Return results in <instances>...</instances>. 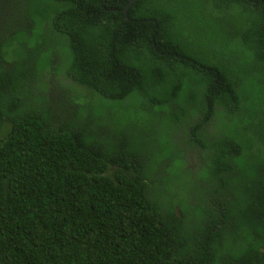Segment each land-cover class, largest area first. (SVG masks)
<instances>
[{"label":"trees","instance_id":"trees-1","mask_svg":"<svg viewBox=\"0 0 264 264\" xmlns=\"http://www.w3.org/2000/svg\"><path fill=\"white\" fill-rule=\"evenodd\" d=\"M2 1L0 264H264V0Z\"/></svg>","mask_w":264,"mask_h":264},{"label":"rangeland","instance_id":"rangeland-1","mask_svg":"<svg viewBox=\"0 0 264 264\" xmlns=\"http://www.w3.org/2000/svg\"><path fill=\"white\" fill-rule=\"evenodd\" d=\"M2 6H3V1L0 0V7H2ZM16 13H18V10L16 8H14L12 6L8 8L6 24H13V23L16 22V20H18ZM17 54H18V50L17 49H12V50L9 49L8 52H7V57L12 59V58H15L17 56ZM61 54L63 56H65V58L67 59L66 52H62ZM58 60H59V57L56 54L53 55L52 64H54V65H56L58 67L59 66ZM54 74H56V75H54ZM48 75H49V77L57 78V80H59V81H62L64 79V77H65L63 72H56L55 70H52L51 72H49ZM43 77L44 76H42V78ZM42 78H41L40 82L37 80V82L34 83V84L40 86L41 83H42L41 82ZM64 81H65L66 84H69V82L66 81L65 79H64ZM79 89H81V88H79ZM75 92L78 93V91H75ZM83 93L84 94H89L90 93V89H87V90L85 89ZM79 95H81V94H79ZM186 157H188V166H186V167L191 168V171H193V174H192L193 178L190 181L191 184H190V186L188 187L187 190H189V188H192L193 186H196V187L200 188L199 183H200V185L209 186V181L205 178L203 172H202V174H199L200 160H197L198 157H199V151L197 150V148L194 147V146L190 147ZM191 171H190V173H191ZM179 189H180V186L173 185L172 188L168 189V194L170 193V197L171 198L178 199L179 198V194H178L179 193ZM181 195H182V193H181ZM202 195H204V194H202ZM185 197L186 196L181 197V199H184Z\"/></svg>","mask_w":264,"mask_h":264},{"label":"water","instance_id":"water-1","mask_svg":"<svg viewBox=\"0 0 264 264\" xmlns=\"http://www.w3.org/2000/svg\"><path fill=\"white\" fill-rule=\"evenodd\" d=\"M133 0H130L124 7V11H125V15L126 17L128 18V14H127V10H128V6L130 5V3L132 2ZM129 19V18H128Z\"/></svg>","mask_w":264,"mask_h":264},{"label":"flooded vegetation","instance_id":"flooded-vegetation-1","mask_svg":"<svg viewBox=\"0 0 264 264\" xmlns=\"http://www.w3.org/2000/svg\"><path fill=\"white\" fill-rule=\"evenodd\" d=\"M4 6H5V4H4ZM3 13H5V15H6V13H7V10H3V11H2V14H3Z\"/></svg>","mask_w":264,"mask_h":264},{"label":"clouds","instance_id":"clouds-1","mask_svg":"<svg viewBox=\"0 0 264 264\" xmlns=\"http://www.w3.org/2000/svg\"><path fill=\"white\" fill-rule=\"evenodd\" d=\"M198 159H199V157H198ZM198 159H197V160H198Z\"/></svg>","mask_w":264,"mask_h":264}]
</instances>
